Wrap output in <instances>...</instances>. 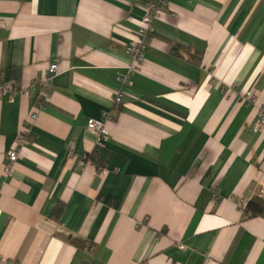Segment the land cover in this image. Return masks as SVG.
<instances>
[{"label":"crops","instance_id":"0c3cea01","mask_svg":"<svg viewBox=\"0 0 264 264\" xmlns=\"http://www.w3.org/2000/svg\"><path fill=\"white\" fill-rule=\"evenodd\" d=\"M146 1L0 0V264H264V0H168L120 85Z\"/></svg>","mask_w":264,"mask_h":264},{"label":"built area","instance_id":"2783aa9c","mask_svg":"<svg viewBox=\"0 0 264 264\" xmlns=\"http://www.w3.org/2000/svg\"><path fill=\"white\" fill-rule=\"evenodd\" d=\"M168 0H147L144 14L140 19V25L136 31L135 37L130 39L129 43L126 45L125 49L128 53L130 60L126 66V70L121 72L118 77V81L120 85H125L129 82L130 76L133 72L138 69V64H140L144 60L145 49L148 42V37L152 31V21L154 18L157 17L160 11L167 5ZM3 27V21L0 18V28ZM56 63H51L48 66V73L50 75L54 74L56 71ZM18 91L21 94L28 96L29 88L23 85L15 86L11 81L0 82V95H4L7 93H12ZM48 95V88L42 87L41 96L46 98ZM249 98H252L253 94L247 92ZM121 100V93H117L114 97V101L116 103L120 102ZM42 106L41 103L38 104L37 108ZM37 110V109H36ZM36 110L30 113V118L35 119L36 117ZM110 113L107 111H103L101 117L99 118H89L86 121V128L90 132L96 135L97 141H102L107 137V131L105 130L104 123L108 119H110ZM261 127H264V107L259 108L258 119L254 123L252 129L253 131H258ZM24 132V130L22 131ZM20 133L17 137L15 144L12 148L7 150L6 157L8 162L3 166V170L8 172L12 163H14L18 156H19V149L21 146L27 143V139L24 133ZM70 149L73 148V144H69ZM80 164H83V160L79 161ZM101 173L104 172V169H99ZM4 264H17L11 260H7Z\"/></svg>","mask_w":264,"mask_h":264},{"label":"trees","instance_id":"16d2710c","mask_svg":"<svg viewBox=\"0 0 264 264\" xmlns=\"http://www.w3.org/2000/svg\"><path fill=\"white\" fill-rule=\"evenodd\" d=\"M243 213L245 217L264 216V197L257 195L253 196L243 206ZM69 242L76 247L90 245L87 241L75 237H69Z\"/></svg>","mask_w":264,"mask_h":264}]
</instances>
